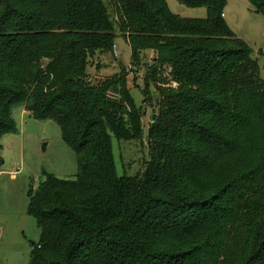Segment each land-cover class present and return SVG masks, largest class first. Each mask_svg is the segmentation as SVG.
I'll return each mask as SVG.
<instances>
[{
    "label": "trees",
    "instance_id": "obj_1",
    "mask_svg": "<svg viewBox=\"0 0 264 264\" xmlns=\"http://www.w3.org/2000/svg\"><path fill=\"white\" fill-rule=\"evenodd\" d=\"M177 1L208 16L167 0H0V173L19 106L56 122L78 160L74 180L47 174L29 193L42 232L30 264H264L260 66L224 19L228 0ZM249 1L264 17V0ZM117 31L133 66L157 53L143 93L159 112L135 176L118 173L112 143L143 141L129 72H88Z\"/></svg>",
    "mask_w": 264,
    "mask_h": 264
},
{
    "label": "rangeland",
    "instance_id": "obj_2",
    "mask_svg": "<svg viewBox=\"0 0 264 264\" xmlns=\"http://www.w3.org/2000/svg\"><path fill=\"white\" fill-rule=\"evenodd\" d=\"M171 11L182 17L205 19V7H189L177 0H167ZM230 29L246 41L260 66L264 80V17L257 13L249 0H228L223 10ZM119 54L113 51L97 58L88 67L93 83L121 71L128 72L130 94L137 108L143 106V141H124L113 136V153L120 175L135 176L150 160L149 126L158 115L160 100L154 94L153 105L145 102V74L156 59V52L144 54L140 65H132V48L118 33L115 39ZM121 63V64H120ZM166 75L167 72L165 71ZM157 99V100H156ZM156 100V103H154ZM18 133L6 134L2 140L0 173V264H30L32 242L41 240L42 232L36 219L29 214V193L38 189L46 175L74 180L78 173L75 152L64 142L60 126L53 120H39L27 115L24 106L14 110Z\"/></svg>",
    "mask_w": 264,
    "mask_h": 264
},
{
    "label": "built area",
    "instance_id": "obj_3",
    "mask_svg": "<svg viewBox=\"0 0 264 264\" xmlns=\"http://www.w3.org/2000/svg\"><path fill=\"white\" fill-rule=\"evenodd\" d=\"M114 53H115L116 55L119 54V50H118V47H117L116 45L114 46ZM112 96L116 97L115 94H113Z\"/></svg>",
    "mask_w": 264,
    "mask_h": 264
},
{
    "label": "crops",
    "instance_id": "obj_4",
    "mask_svg": "<svg viewBox=\"0 0 264 264\" xmlns=\"http://www.w3.org/2000/svg\"><path fill=\"white\" fill-rule=\"evenodd\" d=\"M223 16H224V14H223ZM4 138V137H3ZM3 140V139H2ZM4 171H2L1 173H3Z\"/></svg>",
    "mask_w": 264,
    "mask_h": 264
},
{
    "label": "water",
    "instance_id": "obj_5",
    "mask_svg": "<svg viewBox=\"0 0 264 264\" xmlns=\"http://www.w3.org/2000/svg\"><path fill=\"white\" fill-rule=\"evenodd\" d=\"M35 244V242H32V245H34Z\"/></svg>",
    "mask_w": 264,
    "mask_h": 264
}]
</instances>
